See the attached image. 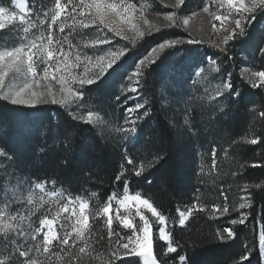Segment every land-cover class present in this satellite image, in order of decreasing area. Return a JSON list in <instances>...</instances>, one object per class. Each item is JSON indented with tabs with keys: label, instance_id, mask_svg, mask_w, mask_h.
I'll use <instances>...</instances> for the list:
<instances>
[{
	"label": "trees",
	"instance_id": "16d2710c",
	"mask_svg": "<svg viewBox=\"0 0 264 264\" xmlns=\"http://www.w3.org/2000/svg\"><path fill=\"white\" fill-rule=\"evenodd\" d=\"M26 3L33 10H46L53 6L54 0H26ZM10 4L11 0H0V5ZM262 30L264 14L257 12L249 35L227 45V55L232 57L231 60L213 48H207L204 53L217 60L225 78L228 72L233 74L232 83L242 94L236 103L229 98H218V102H210L204 96L193 99L187 94L178 95L166 90L160 84L163 79L159 78L161 73L157 64L152 65L139 87V102L148 100L146 110L149 115L138 122V133L127 140L124 134L115 132L121 127L124 107L117 106L110 92L101 96L93 91L86 100L88 106L107 122L108 129L104 131L72 120L56 106L47 109L45 119L30 124L28 120L21 119L24 110L0 102V149L9 154L8 158L3 157V168L30 182L45 183L47 187H52L55 181V189L62 194L71 193L73 197L88 202L91 228L88 239L90 249L95 248V251L86 258L85 264H106L107 226L101 214L97 216L95 213L107 203V197L113 192L123 194V181L117 182L115 177L125 169V178L130 179V194H141L163 212L168 218L167 226L172 230L173 239L179 245V254L189 256L191 264H233V261L239 262L245 246L254 249L251 264H258L264 255V248L259 243L260 235L264 234V190L255 185L264 184V167L253 168L251 164H264V144L252 145L248 141L255 136L264 138V116L260 115L264 112V88H252L241 76V70L245 66L251 70H264V57L259 53V47L264 46ZM168 37L164 32L155 33L143 38L133 48L125 45L135 53L127 66H132L152 46ZM192 55L194 60L186 59L187 65L182 72L181 78L185 83L193 79L194 67L204 63L202 54L192 52ZM171 62L174 64L175 61ZM186 73L189 76L183 78ZM211 77L216 78L205 86L207 89L220 82L218 74ZM41 125L45 134L37 131ZM48 128H51V133L46 132ZM22 129L29 131L22 132ZM213 147L216 149L215 165L212 163ZM125 150L136 159L137 166L145 158L151 160L153 155L162 156L163 160L137 177L123 158ZM65 159L73 162L71 167L63 166ZM222 190L228 196L230 208H238L241 197H248L249 206L240 210L249 214L245 225L228 223L230 219L237 218L239 212H233L230 217L213 218V206L225 203L220 195ZM194 203L205 205V210L196 211L184 226H180L177 208L186 210ZM114 209L113 206L112 213ZM173 218H176V223H172ZM223 226L235 227L238 236L234 241L222 244L212 239L216 228ZM113 227L117 231L130 232L122 229L115 219ZM153 232L156 234L154 251L157 256L167 259V264H179L176 254L164 257L166 245L159 241L156 226ZM101 235L103 246L99 242ZM60 248L57 246L56 253ZM58 262L61 264V260Z\"/></svg>",
	"mask_w": 264,
	"mask_h": 264
},
{
	"label": "snow or ice",
	"instance_id": "6c2138e0",
	"mask_svg": "<svg viewBox=\"0 0 264 264\" xmlns=\"http://www.w3.org/2000/svg\"><path fill=\"white\" fill-rule=\"evenodd\" d=\"M212 4H216L219 8L227 10L220 14L211 12L214 21H220L221 27H224L225 21H230L231 28H225L228 33L221 41L224 47L214 45L220 52L225 54L227 60L232 57L227 55L229 49L227 45L230 41L243 39L249 35L250 28L257 19V12H264V0H211ZM185 4V0H174L172 5L177 10ZM204 12H210V7L206 3ZM43 13V19L40 18V13ZM138 13V16L134 15ZM36 19H31L32 16ZM195 15V13H193ZM169 22L167 27L180 28L187 27L189 19L183 18L182 21L177 19V12H171L164 17ZM142 22L143 29L138 23ZM123 25H130L135 32L132 38V43L135 44L137 38L144 37L146 32L151 33L156 25L148 20L145 16V11L138 9L136 3L132 0H54L51 8H40L33 10L29 8L26 0H11V6H0V33H8L12 38L11 46H8L7 38L0 37L4 40L0 44V102L10 104L16 107H25L33 110L37 115L35 119L40 120L38 115L40 106L53 104L61 105L67 108L75 106L79 115L74 114L69 110L68 115L74 121H80L89 125H97L103 129L107 127L105 121L100 119L97 112L92 110L86 100L88 95L93 91L101 94L114 97L118 107L123 108V104L127 99L136 100L132 107L124 108L123 127H118L115 132L124 134V139H129V134L134 137L138 133V122H142L149 115L146 110L148 100L144 99L143 103L139 102L140 92L139 87L141 80L147 73V70L157 60L161 58V53L167 55H176L183 59L194 60L192 55L193 50L183 49L184 44H199L200 40L191 37L187 40L165 39L162 43L157 44L148 52L146 56L135 64V70L128 74V68L124 66L123 59L126 57L129 49L125 45L113 43L114 37H120L122 40H127L128 37L124 34L125 28ZM93 26L96 28L97 35L95 38H90L87 32L82 30L90 29ZM46 27V31L41 30ZM102 28H106L113 34L110 38L107 35L101 34ZM213 28H216L215 23ZM59 30L60 36H57L56 30ZM69 29L67 34L65 30ZM219 30V29H217ZM190 35V34H189ZM75 36H79V42L73 44L72 40ZM261 42L264 43V30H262ZM66 46V47H65ZM107 46V47H104ZM73 51L75 55L73 57ZM261 57H264V46L259 47ZM202 64L203 61L195 62ZM43 65L42 73L40 66ZM82 69V71H81ZM210 73L219 75L220 82L216 83L208 95L210 102H218L219 99L229 98L232 103L238 102L242 94L237 91L232 83V73L228 72L227 77H224L220 64L216 59L209 62V67L206 69L203 66L194 67L193 84L207 85L216 77L210 78ZM247 74L248 82L252 88H264V70L242 69L241 76ZM126 79V85H125ZM51 81H55L59 85L56 90L51 86ZM119 85V93L111 91ZM131 92L132 96H128ZM205 92H208L207 87ZM141 109H145L142 113ZM26 113L25 115H31ZM264 116V112L260 113ZM28 129H22V132H27ZM37 131L45 134L43 125ZM51 133V128L46 130ZM67 142V137L65 139ZM248 143L252 145L264 144V138L255 136ZM43 151V148H41ZM212 163L216 164V149H212ZM0 157L8 158V152L0 149ZM124 160L127 165L131 166L133 175L139 177L147 169L163 160L162 156L153 155L151 160L145 158L141 160L137 166L136 159L130 156L125 150ZM72 161L65 159L64 167H71ZM244 165H241L243 168ZM251 167H264L261 163H252ZM125 169L124 165H121ZM125 171L116 175L117 182L123 181V194L113 192L107 197V203L103 204L95 215L101 213L107 217V257L106 264H167V259H160L154 251L156 243V234L153 232L154 225L158 227V239L164 241L166 247L163 249L164 257L168 254H176L179 264H191L190 257L179 254V245L173 239L172 230L168 228V218L163 212L158 211L157 207L148 199L142 198L141 194H130L129 185L130 179H126ZM235 176L236 173H233ZM18 188L27 186L30 190L27 198V204L31 206L27 216L16 211L13 213L10 208L15 204L18 196L22 195L18 189H13L12 198L9 199L5 194L4 207L0 208V238H3L5 247L10 243L13 252L8 256L0 259V264H41V262L33 258V252L38 257L43 254L47 259H51L53 255L61 264H85L86 258L91 257V252L95 248L90 249V241L88 237L91 235L89 225L88 209L89 204L86 200H81L79 197H73L68 193L66 197L61 194V198H66L67 203L61 207L62 211H68L69 204L72 205V214L76 213V204L79 205V213L76 219V225L73 227V232H64L60 236L54 230L53 219L47 217L39 220V227L33 228L30 217L35 214L43 201L39 203L33 198L32 190L46 191V184L36 182L34 185L27 179L18 180ZM55 189V181L52 183ZM247 187V186H246ZM256 188L264 190V184H256ZM49 196H56L55 191L49 192ZM95 196V193L92 194ZM220 195L224 197L225 203L223 206L217 204L213 206L212 216L218 219L219 217L231 216L233 212H239L237 218H232L228 221L232 226L245 225L248 220V213L243 210L249 206L248 197L242 196L241 202L236 207H229L227 201L228 196L222 190ZM199 201V197H197ZM51 201H49L50 203ZM113 202H115L116 215L110 214L113 210ZM135 203V216L139 217V223H133V218L130 215L129 204ZM143 205L155 219H150L139 207ZM205 205L194 203L186 210L177 208L178 224L184 226L196 211H204ZM60 212L56 213L59 216ZM119 221L122 229H128L130 232L117 231L113 227V220ZM28 220L27 227L24 226V221ZM172 223H176V218L172 219ZM45 229H47L45 231ZM42 235L43 242L34 243L32 246H22L18 241L23 239L28 241H37L38 236ZM238 236L235 227H217L212 239L222 244H227L234 241ZM71 239V243H70ZM103 236L99 237V242L103 246ZM79 241V243H77ZM54 242H57L61 248L59 253H53ZM259 243L264 248V234L259 237ZM83 245V246H81ZM18 253V257L14 260L13 257ZM63 254V255H61ZM254 254L253 248L245 246L243 254L240 255L239 262L233 261V264H251V259ZM125 257H131V260H126ZM19 258H23L22 261ZM258 264H264V255H262Z\"/></svg>",
	"mask_w": 264,
	"mask_h": 264
},
{
	"label": "rangeland",
	"instance_id": "374dc122",
	"mask_svg": "<svg viewBox=\"0 0 264 264\" xmlns=\"http://www.w3.org/2000/svg\"><path fill=\"white\" fill-rule=\"evenodd\" d=\"M63 2H67V0H63ZM132 2L136 3L138 9H143L145 11V16L148 20L153 22L156 27L152 29L151 33L148 34L146 32L144 37L137 38L136 43L133 44L132 38L135 36V32L131 29L130 25H123L125 28L124 34L128 37L127 40H122L120 37H114L113 43L120 44V45H129L131 48H133L135 45H138V43L145 37H149L155 33H162L164 32V36H169L168 38L165 39H176V38H181L184 40H187L191 37L196 38L197 40H200L201 43L199 44H184L182 46L183 49H189L193 50L192 52H196V54H199L204 58V63L203 67L206 69L209 67V62L212 60L208 56L204 55L206 52L207 48H213L215 50H219L217 47L214 45H220V47H223L224 45L221 43L223 37L227 35L228 33L225 31V28H231L232 24L230 21H225L224 22V27H221V22L220 21H214L213 16L210 14L211 12H215L217 14H220L222 12H225L227 10V6L225 8H219L218 5L212 4L211 0H185V4L181 6L179 10L173 8V7H166L165 5H172L174 3V0H132ZM238 2V0H236ZM247 2V0H246ZM208 4L210 7V12H204L203 8L205 4ZM3 6V5H0ZM11 6V4H10ZM52 7V6H51ZM50 7V8H51ZM171 12H177V19L181 20L183 18L189 19V24L185 28L181 26L180 28L176 27H167L166 25L169 24L167 20L164 19V17L171 13ZM195 13V15H193ZM260 14H264V12H258ZM134 15L138 16V13H135ZM40 18L43 19V13H40ZM31 19H36V17L33 15ZM135 23H138L140 27L143 29L142 22L140 21H134ZM215 23L216 28H213V24ZM219 29V30H217ZM41 30L46 31V27L42 28ZM69 29L65 30L64 34H67ZM84 32H87L90 38H95L97 35L96 28L93 26L90 29H84L82 30ZM57 36H60L61 34L59 33V30H56ZM101 34L107 35L108 37L112 38L113 34L109 32L106 28H102ZM190 34V35H189ZM179 36V37H173L171 38L170 36ZM184 36V37H182ZM0 37L7 38V43L8 46H11L12 43V38L9 37L8 33H0ZM163 40V41H164ZM161 41L160 43H162ZM73 44H76L79 42V36H75V38L72 40ZM4 40L0 39V44H3ZM159 44V43H158ZM156 45L152 46L149 51ZM66 47V46H65ZM107 47V46H104ZM144 55L146 56L148 52ZM172 51V50H166V53ZM166 53H161V58L157 60V68L159 72L161 73L159 78L163 79V81L160 82L161 86L164 89H170L171 91H174L178 95H185L187 94L189 97H194L193 99H202L203 96L206 97L208 100V95L211 94L212 88L215 86H212V88H208V92H205V86L202 84H193V79L195 78L193 75V79L190 80L189 83H185L184 79H182V72L184 71V66L186 64V59L180 60V58L176 55H167ZM135 53H132L130 50L126 54L125 58L123 59L124 66L128 68V74L131 73V71L135 70V64L139 62L140 59L134 61L133 65L130 67L127 66L128 61H132ZM75 55V52L73 51V57ZM143 56V57H144ZM200 56V57H201ZM142 57V58H143ZM141 58V59H142ZM175 61L174 64H172ZM246 63V61H245ZM129 65V64H128ZM172 65V66H171ZM183 66V68H182ZM202 66V65H200ZM43 65L40 66V70L42 73ZM242 69H249L248 67H243ZM182 70V71H181ZM82 71V69H81ZM194 72V69H193ZM215 73H210V77L214 75ZM186 76H189V73H186V75H183V78H187ZM243 79L248 82L247 79V74L243 77ZM51 86L55 88L56 90L59 89V85L55 81H51ZM126 79H125V85H126ZM249 83V82H248ZM216 84V83H215ZM250 84V83H249ZM251 85V84H250ZM200 88V89H199ZM198 89L201 91V95L199 94ZM117 93H119V85H117V89L115 90ZM131 92L128 93V96H132ZM209 101V100H208ZM122 104L124 108L127 107H132L136 100L133 99H127V102L124 103L122 100ZM132 104V106H131ZM10 105V104H9ZM126 105V107H125ZM130 105V106H129ZM12 106V105H11ZM51 106H56L58 107L62 112L68 115L69 110H71L74 114L79 115L80 113L77 111L75 106H71V108H67L61 105H53V104H47V105H42L40 106V112L39 116L41 117L40 120L45 119V112H47V109ZM16 107V106H14ZM21 110H24L22 112L23 117L21 119L23 120H28L31 123L33 122H38L39 120L35 119V116L37 115L36 113L33 112V110L25 108V107H16ZM91 108V107H90ZM92 109V108H91ZM93 110V109H92ZM26 113H32L31 115H25ZM124 114V110L122 112V116ZM98 117L102 120L103 117L97 113ZM69 116V115H68ZM70 117V116H69ZM71 118V117H70ZM123 119V118H122ZM123 121V120H122ZM41 122V121H40ZM80 122V121H78ZM83 123V122H82ZM106 125L107 122L105 121ZM85 124V123H84ZM89 125V124H88ZM94 129L97 130H106L108 129L107 127H104L101 129V127L97 125H90ZM123 127V124L120 125ZM122 134V133H121ZM135 136V135H134ZM129 137H132V134H129ZM3 157H0V208L4 207V203L6 202L4 197L5 194H7V197L9 199L12 198V191L13 189H18V192L22 195L18 196L16 199L15 204L10 208V211L15 213L16 211L21 212V214L27 216L28 211L31 210V206L27 204V198L29 195V189L27 186L18 188V180H23L24 178L11 173L9 170L7 171L6 169L3 168ZM33 185L35 184L34 182H31ZM55 191L57 193L56 196H49L48 193ZM61 192L53 189L51 186H46V191L45 192H40L38 189L37 190H32V195L33 198L39 203L41 200L43 201L41 207L35 211V214L30 217L33 228L39 227V220L42 218L47 217L48 219H53L54 220V230L57 232L58 235L62 236L64 235V232H73V227L76 225V219L77 215L79 213V205L78 203L76 204V213L77 215L72 214V205L69 204L68 206V211H62L61 207L64 203H67L66 198H61ZM135 195V194H133ZM66 197V195L64 194ZM75 198V197H74ZM83 200L82 198H80ZM49 201H51L49 203ZM113 205L115 207V202H113ZM136 205L135 203H130L129 208H130V213H125L123 209H121V212L123 214H128L130 215V218H133V223H139V217L135 216L136 212ZM141 210L150 218V219H155L152 217V214L147 211L143 207V205L139 206ZM60 212L59 216H56V213ZM113 218L116 215L115 209L114 213H110ZM101 216L105 219V223L107 221V217L103 216L101 213ZM28 220L24 221V226L27 227ZM119 222V221H117ZM107 226V223H106ZM155 226V225H154ZM154 228V227H153ZM47 229H45L46 231ZM157 236H158V227H157ZM22 246L27 245V246H32L34 243H41L43 242V237L42 235L38 236L37 241H32L29 239L28 241H24L22 238L19 239L18 241ZM164 242V241H162ZM71 243V239H70ZM79 243V241L77 242ZM165 243V242H164ZM57 246H60L57 242H54V247L52 249L53 253H56ZM13 252L12 245L9 243L7 247H5V242L3 241V238H0V259L8 256ZM16 257H18V253L16 254L13 259L15 260ZM33 258L39 260L41 264H59L58 260L55 259V255L52 256V258L49 260L47 259L43 254L40 256H36L35 253L33 252ZM23 258H19V260L22 261ZM142 264V261L140 262Z\"/></svg>",
	"mask_w": 264,
	"mask_h": 264
}]
</instances>
